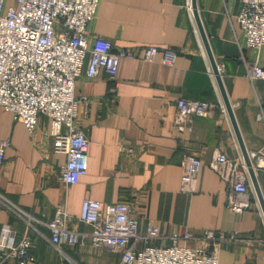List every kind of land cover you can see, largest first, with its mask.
Here are the masks:
<instances>
[{
  "label": "crops",
  "instance_id": "obj_1",
  "mask_svg": "<svg viewBox=\"0 0 264 264\" xmlns=\"http://www.w3.org/2000/svg\"><path fill=\"white\" fill-rule=\"evenodd\" d=\"M188 5L190 0H99L88 25L92 35L115 49L140 55L142 48L155 47L159 53L154 62L121 60L113 81L102 71L86 78L85 60L74 91L88 103L79 104L75 121L89 141L88 167L75 185L60 179L65 158L51 149L49 120L39 117L29 135L0 109V144L7 143L0 163L1 253L27 237L33 258L27 264H122L119 253L94 247L90 227L79 222L89 199L129 204L139 234L149 225L159 230L160 240L148 246H168L184 232L210 231L225 240L178 245L204 247L218 264H264V217L248 174L250 191L239 200L249 208L235 214L226 208L234 197L229 185L209 167L217 153L245 165ZM196 6L245 149L264 159V80L251 81L246 69L254 62L264 69V47L245 46L236 22L238 0H196ZM163 50L176 53L172 65L162 63ZM178 100L208 103L211 111L177 124ZM187 155L202 165L193 195L179 190ZM255 176L264 200V167ZM57 211L66 214L76 244H51L48 225Z\"/></svg>",
  "mask_w": 264,
  "mask_h": 264
},
{
  "label": "built area",
  "instance_id": "obj_2",
  "mask_svg": "<svg viewBox=\"0 0 264 264\" xmlns=\"http://www.w3.org/2000/svg\"><path fill=\"white\" fill-rule=\"evenodd\" d=\"M10 2V3H9ZM99 0H0V109L20 122L29 135L37 126L39 117L49 120L48 137L54 154L65 158L60 167V179L75 185L87 172L89 141L76 127L80 103L87 100L75 95V83L81 75L85 60V76L95 78L99 71L113 81L121 60L142 59L154 62L159 50L155 47L136 51L115 49L113 45L88 30L94 19ZM236 22L248 49L264 47V0H238ZM194 33L196 28L187 7ZM162 63L172 65L176 53L163 50ZM251 81L264 80V69L255 62L246 65ZM219 70V68H218ZM177 124L192 117H205L211 108L208 103L178 100ZM264 122V109L261 111ZM7 143L0 144V163ZM254 170L264 167V159L249 154ZM201 161L187 155L182 165L180 192L193 195ZM209 167L229 185L234 197H229L226 208L240 214L249 208L239 197L247 195L250 184L241 161L230 160L217 153ZM65 213L57 211L48 225L50 242L74 245L77 235L66 228ZM79 222L90 227L88 235L94 247L105 248L121 255L122 264H218L217 258L206 248L179 246L178 242L199 241L214 243L225 236L204 231L200 235L184 232L173 235L168 246H148L147 241H159L155 225H149L144 234L138 233V220L131 206L125 202L102 204L85 200L81 205ZM30 240L23 237L8 254L0 252V264L14 258L15 264L32 262L28 250Z\"/></svg>",
  "mask_w": 264,
  "mask_h": 264
},
{
  "label": "water",
  "instance_id": "obj_3",
  "mask_svg": "<svg viewBox=\"0 0 264 264\" xmlns=\"http://www.w3.org/2000/svg\"><path fill=\"white\" fill-rule=\"evenodd\" d=\"M190 7H191V14H192L193 22L195 24L196 31H197L199 38L201 40V43L203 45L205 54L207 56V59H208L209 65H210V69L212 71L213 77H214L216 85H217V89L219 91V94H220V97H221V100H222V103L224 106V109H225V111L228 115L229 121L231 123L236 142L238 144V147H239L245 168L247 170V174L250 178L253 190H254L255 195L258 199V203H259L261 212H262L263 217H264V200L262 198V195L260 193V190H259V187L257 184V180H256V176H255V170L252 167V161L249 157V153L246 151L245 146L243 144L241 135L239 133V130H238V127H237V124H236V121H235V118L233 115L231 104H230L229 99L226 95V92H225V89H224V86L222 83V79H221V76L219 74L218 67H217V65L213 59V56H212V53L210 51V47L208 45L204 30H203L202 25L200 23V20H199L198 14H197L196 0H190Z\"/></svg>",
  "mask_w": 264,
  "mask_h": 264
}]
</instances>
